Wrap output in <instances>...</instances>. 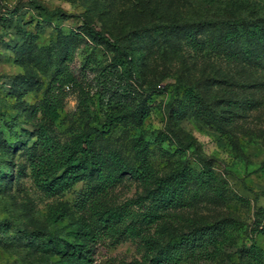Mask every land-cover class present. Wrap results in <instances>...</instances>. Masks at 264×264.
<instances>
[{"label": "rangeland", "instance_id": "rangeland-1", "mask_svg": "<svg viewBox=\"0 0 264 264\" xmlns=\"http://www.w3.org/2000/svg\"><path fill=\"white\" fill-rule=\"evenodd\" d=\"M0 2V264L264 261V0ZM62 65L47 129L91 167L48 195L34 108Z\"/></svg>", "mask_w": 264, "mask_h": 264}, {"label": "trees", "instance_id": "trees-1", "mask_svg": "<svg viewBox=\"0 0 264 264\" xmlns=\"http://www.w3.org/2000/svg\"><path fill=\"white\" fill-rule=\"evenodd\" d=\"M257 29L255 25L254 30L257 31ZM102 36L106 43H113L109 37ZM115 76L119 79L123 77L119 70L116 71ZM74 81L73 74L65 66H60L47 85L42 100L34 108V114H39L36 138L39 153L29 160L30 177L34 186L48 195L66 191L82 173L91 167L90 141L87 134L79 133L70 141L60 143L50 135L47 129L48 123H53L59 118V108L65 96V86ZM80 94L79 103L84 106L88 97H82V91ZM120 116L122 115L117 114L110 120L120 121ZM104 212L108 222L121 219L119 213L113 209ZM111 231L116 232V229L112 228ZM121 232L130 236L135 234L130 227H125ZM92 240L85 239L83 244L74 246L73 255H76L78 259L92 262L95 254ZM257 264H264V261L258 260Z\"/></svg>", "mask_w": 264, "mask_h": 264}, {"label": "built area", "instance_id": "built-area-1", "mask_svg": "<svg viewBox=\"0 0 264 264\" xmlns=\"http://www.w3.org/2000/svg\"><path fill=\"white\" fill-rule=\"evenodd\" d=\"M3 11H4V9L2 7V3L0 2V15H2Z\"/></svg>", "mask_w": 264, "mask_h": 264}]
</instances>
